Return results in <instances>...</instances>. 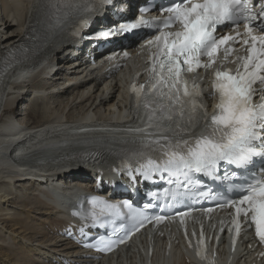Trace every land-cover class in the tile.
Here are the masks:
<instances>
[{
    "label": "snow or ice",
    "instance_id": "snow-or-ice-1",
    "mask_svg": "<svg viewBox=\"0 0 264 264\" xmlns=\"http://www.w3.org/2000/svg\"><path fill=\"white\" fill-rule=\"evenodd\" d=\"M111 2L100 0L101 4ZM254 3L255 0H168L166 7L156 6L166 13L162 18L140 16L120 23L105 35L119 36L141 28L157 29V34L147 41L150 47L155 46L149 57V82L139 86L134 83L131 88L135 97L134 111L143 127L130 130L148 133L131 153V159L137 161L135 171L145 179H151L152 173H167L175 178L170 183L187 188L193 182L194 173L217 178L220 162L235 165L237 170L226 171L221 178L231 185L227 204L235 210L232 220L235 235L239 234V218L243 216L264 243V178L249 170L254 157L264 159V96L259 102L254 100L255 84L264 83V2L260 3L259 10L254 8ZM66 7L74 11L88 10L91 5L85 7L73 0ZM140 10L150 9L141 7ZM241 23L243 33L237 30L235 36H217L221 28L232 25L238 29ZM175 25L179 26L177 30H168ZM240 36L244 37L247 55L236 58L239 62L235 69L215 70L212 88L217 103L215 111L206 118L199 102V86L187 80L183 73L199 67L211 68L220 48ZM233 51L227 46L225 59ZM204 56L208 57L207 64H202ZM240 176L243 178L235 182ZM172 194L180 195L177 189H172ZM89 203L94 222L106 212L118 214V205L100 197H91ZM125 206L134 216L142 218L143 226V221L148 219L144 210L133 208L131 203ZM151 207L152 204L144 206L145 209ZM180 215L183 218L187 213ZM155 219L159 222L163 217ZM203 243L201 234L197 255L210 260L203 253Z\"/></svg>",
    "mask_w": 264,
    "mask_h": 264
},
{
    "label": "bare ground",
    "instance_id": "bare-ground-1",
    "mask_svg": "<svg viewBox=\"0 0 264 264\" xmlns=\"http://www.w3.org/2000/svg\"><path fill=\"white\" fill-rule=\"evenodd\" d=\"M37 7L38 0H0L2 49L8 51L22 39L35 21ZM93 17L97 21L101 18L100 15ZM6 29L5 33L9 34L4 37ZM72 46L66 41L51 42L36 59L7 68L0 74V224L5 228L15 224L28 231L29 235L22 238L33 243V248L22 246L20 249L15 234L5 235L7 233L0 230V252L9 250V254L5 253L6 258L10 257L7 264H39L34 261L36 254L30 253L32 250L62 256L70 264H92L81 251L54 233L55 226L62 223V214L48 202V194L39 188L40 182L28 181L27 175L33 171L18 173V165L36 161L37 157L30 158V154L38 146L50 139L63 140L69 127L89 123L116 126L130 117L124 110L126 97L122 78L115 74L106 77L103 68L91 70L90 64L79 62V57L72 59ZM130 49L137 51L134 46ZM103 60L101 56L100 62ZM25 94L26 105L17 112L19 116L23 114L18 118L15 107ZM37 113L39 118L34 120L32 115ZM20 137L21 142L15 143ZM58 175L61 181L66 179L68 183V174ZM72 179L76 185L91 184L90 180L79 177ZM13 246L16 248L11 250ZM241 258L247 262L248 253ZM0 264L6 263L1 261ZM179 264L186 263L181 260Z\"/></svg>",
    "mask_w": 264,
    "mask_h": 264
},
{
    "label": "rangeland",
    "instance_id": "rangeland-1",
    "mask_svg": "<svg viewBox=\"0 0 264 264\" xmlns=\"http://www.w3.org/2000/svg\"><path fill=\"white\" fill-rule=\"evenodd\" d=\"M8 29H6V30H4V37H5V35H7V34H9V33H5L6 31H7ZM11 34V33H10ZM25 98H22L21 100H19V102H18V104L16 105V107H15V111H16V116H18V118H22V115H20L19 116V114H17V112L19 113V111H21V108L23 107V106H25L26 105V101H27V95L25 94V96H24ZM35 117V118H34ZM32 118L35 120V119H38L39 118V115H38V113H37V115L36 116H33L32 115ZM31 214H33V213H31ZM29 220V219H28ZM0 230H3L4 231V233H7L8 234V228L9 229H12V233L9 231V233H11L12 235H14V237H15V242L17 241L18 242V244H17V247H19L20 249L22 248V246H25V247H23L24 249H27V248H33V243H31V242H29L26 238H22V236H24V235H29L28 234V231L26 232V231H23L24 229H22V228H19V226H17V225H15L14 224V227L13 226H9L8 225V228H5V227H3V225L2 224H0ZM3 228V229H2ZM19 228V229H18ZM13 232H16V233H13ZM25 232H26V234H25ZM18 233V234H17ZM1 236V235H0ZM16 238H17V240H16ZM19 244L21 245V246H19ZM27 246V247H26ZM14 248L13 249H11V250H14L15 248H16V246H13ZM11 248V247H10ZM29 248V249H30ZM5 253H6V255H7V253L9 254V250H5L4 252H2V254H1V252H0V263H1V261L3 262V263H6L7 264V261L9 260V258H6V255H5ZM3 258V259H2ZM4 258H5V260H4ZM5 261V262H4ZM10 264H12V262H10Z\"/></svg>",
    "mask_w": 264,
    "mask_h": 264
}]
</instances>
